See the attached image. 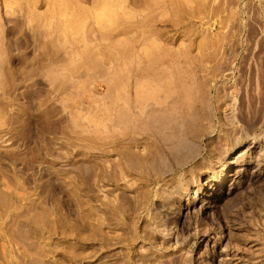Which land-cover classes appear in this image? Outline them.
<instances>
[{"label":"rangeland","instance_id":"rangeland-1","mask_svg":"<svg viewBox=\"0 0 264 264\" xmlns=\"http://www.w3.org/2000/svg\"><path fill=\"white\" fill-rule=\"evenodd\" d=\"M0 264H264V0H0Z\"/></svg>","mask_w":264,"mask_h":264}]
</instances>
